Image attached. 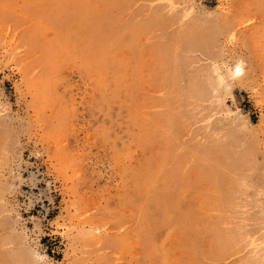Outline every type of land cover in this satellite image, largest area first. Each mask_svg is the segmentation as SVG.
Masks as SVG:
<instances>
[{
  "label": "rangeland",
  "instance_id": "1",
  "mask_svg": "<svg viewBox=\"0 0 264 264\" xmlns=\"http://www.w3.org/2000/svg\"><path fill=\"white\" fill-rule=\"evenodd\" d=\"M0 264H264V0H0Z\"/></svg>",
  "mask_w": 264,
  "mask_h": 264
},
{
  "label": "bare ground",
  "instance_id": "2",
  "mask_svg": "<svg viewBox=\"0 0 264 264\" xmlns=\"http://www.w3.org/2000/svg\"><path fill=\"white\" fill-rule=\"evenodd\" d=\"M40 3H42V2H40ZM61 3H62V2H61ZM64 4H65V3H64ZM132 4H133V3H132ZM132 4H131V5H132ZM59 7H60V6H59ZM156 14H157V13H156ZM154 22H155V21H154ZM161 22H162V21H161ZM152 23H153V22H152ZM159 26H160V25H159ZM163 27H164V26H163ZM155 39H156V38H155ZM164 39H165V38H164ZM196 87H197V86H196ZM191 91H192V90H191ZM187 94H188V93H187ZM140 129H141V128H140ZM144 129H145V128H144ZM148 153H149V152H148ZM149 167H150V166H149ZM144 177H145V176H144ZM138 179H139V178H138ZM157 192H158V191H157ZM154 193H155V192H154ZM219 199H220V198H219ZM144 201H145V200H144ZM219 203H220V202H219ZM217 205H218V204H217ZM172 214H173V212H172ZM162 217H163V216H162ZM164 217L167 218V215L164 216ZM166 218H165V219H166ZM168 218H169V217H168ZM163 219H164V218H163ZM165 219H164V220H165ZM169 221H171V220H169ZM167 222H168V220H167ZM170 224H171V223H170ZM166 228H167V227H166ZM152 235H154V234L152 233ZM146 236H147V235H146ZM146 236H145V237H146ZM223 236H224V235H223ZM147 237H148V236H147ZM216 237H218V236H216ZM180 238H181V235H180ZM155 240H156V239H155ZM221 240H222V239H221ZM154 242H155V241H154ZM156 242H157V240H156ZM151 244H153V243H151ZM154 244H155V243H154ZM152 246H153V245H152ZM154 246H155V245H154ZM154 246H153V247H154ZM168 247H169V246H168ZM153 249H154V248H153ZM154 250H155V249H154ZM152 254H153V253H152ZM152 256H153V255H152ZM153 257H155V254H154ZM148 258H149V257H148ZM155 259L157 260V258H155ZM157 261H158V260H157ZM158 262H159V261H158ZM158 262H157V263H158Z\"/></svg>",
  "mask_w": 264,
  "mask_h": 264
},
{
  "label": "clouds",
  "instance_id": "3",
  "mask_svg": "<svg viewBox=\"0 0 264 264\" xmlns=\"http://www.w3.org/2000/svg\"><path fill=\"white\" fill-rule=\"evenodd\" d=\"M239 75H241V70H240L239 74H237V69H236V76L238 77ZM222 86H224V85H222ZM224 89H225L226 93H230V91H231V87L230 86H224Z\"/></svg>",
  "mask_w": 264,
  "mask_h": 264
},
{
  "label": "snow or ice",
  "instance_id": "4",
  "mask_svg": "<svg viewBox=\"0 0 264 264\" xmlns=\"http://www.w3.org/2000/svg\"><path fill=\"white\" fill-rule=\"evenodd\" d=\"M239 72H240V69H239V67L237 68V74H239Z\"/></svg>",
  "mask_w": 264,
  "mask_h": 264
}]
</instances>
